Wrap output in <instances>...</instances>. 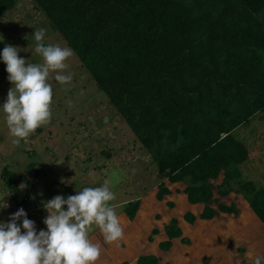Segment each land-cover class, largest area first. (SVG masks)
<instances>
[{"label":"trees","instance_id":"trees-1","mask_svg":"<svg viewBox=\"0 0 264 264\" xmlns=\"http://www.w3.org/2000/svg\"><path fill=\"white\" fill-rule=\"evenodd\" d=\"M33 2L146 150L158 177L183 183L189 204H204L198 218L235 214L233 205L211 207L215 190L224 197L234 184L264 226V187L254 180L260 158L251 156L257 143L264 149V0ZM15 4L0 0V17ZM2 176L17 206L26 202L15 175L4 168ZM170 193L161 182L155 199ZM139 205L124 206L129 220ZM196 219L183 215L188 224ZM164 233L159 249L167 251L182 236L178 221L171 219ZM135 264L160 261L141 255Z\"/></svg>","mask_w":264,"mask_h":264},{"label":"rangeland","instance_id":"rangeland-1","mask_svg":"<svg viewBox=\"0 0 264 264\" xmlns=\"http://www.w3.org/2000/svg\"><path fill=\"white\" fill-rule=\"evenodd\" d=\"M15 1V7L0 17V53L10 44L21 49L20 57L41 63L42 58L34 51L36 42L32 35L40 28L46 29L45 44L67 46L33 0ZM68 63L73 73L72 85L49 81L53 88L50 123L15 145L2 109L12 85L0 56V220L7 221L17 206L8 180L2 176L4 168L18 180L19 198L27 199L21 205L28 219L35 222L37 232L47 230L42 200L56 195H75L84 187H99L108 180L116 193L111 203L124 237L107 244L99 229L94 228L89 238L101 245L96 264H135L141 255H155L160 264H254L257 256L264 259L262 228L254 222L248 201L238 187L232 184V191L224 197L215 190V201L211 204L214 209L218 204L233 205L235 214H218L216 218L202 221L198 218L202 208L191 207L181 195L185 185L171 184L158 177L157 166L105 94L97 89L77 56ZM256 145L251 156L260 160L256 161L259 174H254V180L258 187H264V149L263 144ZM221 179L213 184L220 185ZM22 182L27 185L23 190L20 189ZM161 182L171 193L157 201L155 194ZM136 200L140 202L139 208L134 219L129 220L124 206ZM187 212L198 219L193 225L183 220ZM173 218L179 223L184 241L176 240L172 248L162 251L159 244L167 241L164 227ZM154 230L158 234L154 235Z\"/></svg>","mask_w":264,"mask_h":264},{"label":"clouds","instance_id":"clouds-1","mask_svg":"<svg viewBox=\"0 0 264 264\" xmlns=\"http://www.w3.org/2000/svg\"><path fill=\"white\" fill-rule=\"evenodd\" d=\"M32 35L36 42L34 51L42 58L41 63L20 57L21 49L10 44L0 53L12 85L2 109L15 145L50 123L53 88L49 81L54 79L61 85L73 82L68 61L75 55L74 50L59 43L45 44L44 28L35 30ZM26 187L22 182L20 189ZM113 188L105 180L102 186L84 187L75 195H56L42 200L47 213L43 220L47 230L37 232L35 222L28 219L23 208L7 221L0 220V264H96L101 256V245L89 238L94 228L99 229L107 244L124 237L111 203L116 199ZM254 264H262V258L257 256Z\"/></svg>","mask_w":264,"mask_h":264},{"label":"crops","instance_id":"crops-1","mask_svg":"<svg viewBox=\"0 0 264 264\" xmlns=\"http://www.w3.org/2000/svg\"><path fill=\"white\" fill-rule=\"evenodd\" d=\"M176 184V183H175ZM178 184H182V183H178ZM185 187V186H184ZM184 189V188H183ZM184 195L185 196V200H186V202H187V199H186V195L183 193V190L181 191V195ZM182 195V196H183ZM227 196V195H226ZM188 203V202H187ZM188 205H191V204H189L188 203ZM225 205V204H224ZM198 206H200L202 209H203V207H204V204H196V205H191V207H198ZM248 206H249V204H248ZM190 207V206H189ZM249 210H250V212H251V214H253V212H252V210L250 209V207H249ZM202 211V210H201ZM201 213V212H200ZM219 214H221V215H224V216H230V215H233V214H226V213H219ZM254 215V214H253ZM252 215V216H253ZM254 217V222H256L260 227L259 228H262L261 230H262V235H261V237H263V240H264V226L261 224V222L257 219V217L254 215L253 216ZM214 218H216V216L214 217ZM256 218V219H255ZM198 220V219H197ZM203 221V220H202ZM205 221V220H204ZM194 224V223H193ZM193 224H191V225H193ZM178 225H179V223H178ZM164 235L166 236V234L164 233ZM182 236H183V232H182ZM180 237V238H175V239H172L171 240V247L170 248H172V246H173V243L176 241V240H180L181 241V239L183 238V237ZM166 238H167V236H166ZM169 248V249H170ZM264 252V251H263ZM263 254V253H262ZM262 261L264 262V259H262Z\"/></svg>","mask_w":264,"mask_h":264},{"label":"built area","instance_id":"built-area-1","mask_svg":"<svg viewBox=\"0 0 264 264\" xmlns=\"http://www.w3.org/2000/svg\"><path fill=\"white\" fill-rule=\"evenodd\" d=\"M21 208H23V209H24V211H25V208H24V206H22V205H19V206H17V207L15 208V212H16L18 209H21Z\"/></svg>","mask_w":264,"mask_h":264}]
</instances>
